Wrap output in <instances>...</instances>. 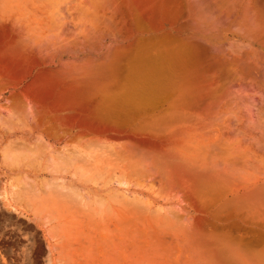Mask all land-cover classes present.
I'll return each instance as SVG.
<instances>
[{
	"label": "rangeland",
	"instance_id": "374dc122",
	"mask_svg": "<svg viewBox=\"0 0 264 264\" xmlns=\"http://www.w3.org/2000/svg\"><path fill=\"white\" fill-rule=\"evenodd\" d=\"M0 20V264H264V0H0ZM144 48L163 66H134ZM126 85L165 99L90 146L119 171L64 170L98 88Z\"/></svg>",
	"mask_w": 264,
	"mask_h": 264
},
{
	"label": "bare ground",
	"instance_id": "6f19581e",
	"mask_svg": "<svg viewBox=\"0 0 264 264\" xmlns=\"http://www.w3.org/2000/svg\"><path fill=\"white\" fill-rule=\"evenodd\" d=\"M8 25L9 24L4 23L0 20V38L7 37V36L9 37L11 35V32H10L11 26L9 25L10 27H8ZM169 34L170 33L168 32L155 33L153 35L154 37L151 36L150 38H155V37L160 38L166 35L169 36ZM141 37L143 38V36ZM149 49L150 48L143 49L144 52L140 53L139 57H137L138 58L137 61L136 60L134 61L135 62V64H133L134 66H137L136 63H139V62L140 63L144 62L150 65L151 67H152V62H155V65L159 64V66L161 65L163 66V63L165 61L164 56L166 57L165 53H163V50L160 49L161 51L160 50L151 51ZM26 60L30 62V64L32 65H39V59L36 57L34 52L32 53V52L27 51ZM1 61L2 62L0 63L4 64V60H1ZM138 72H135V73H138ZM134 86L129 85L121 90H116L115 92L111 90L109 91V89H106L104 92L103 88L102 89L98 88V90L99 91L101 90V92L99 94H96V96H99V95H103V92H104L108 100H110L106 104L103 103L107 107L101 110L102 115L106 114L107 116H111L115 119L119 118V120L125 125H127L128 129L130 130L132 128L134 129L133 125L138 117H140L141 115L143 116L144 114L150 111H155L156 108L160 106L159 105L160 102L163 101V99H165V96H163L161 91L158 89L155 91L154 89L148 90L146 87H145L146 89H144L141 87V85L140 87L139 86L134 87ZM52 87L53 86H51L50 84L48 86H45L43 89L44 91L43 93L44 94L51 93ZM99 120H101V118L96 119L94 121H89L86 124L85 126L86 128L84 129H86L87 131L86 134L89 137L85 144L74 146L71 149L69 148L70 150L67 154H62V156H60V158L62 159L61 164L62 165L64 164V167H63L64 170L67 169L66 168L67 166H70L73 169H75L76 173L77 172L81 173L84 176H89L91 175L92 172L101 173L104 171H111V170L116 171V172L119 171V169L121 168L119 164V157L112 158L113 154H109L106 152H105L106 154L102 153V156L101 155L96 156L92 151H90V146L92 144H94V146L96 145V146H99L105 149V148L113 147L116 144H121L125 142L121 140L127 139L126 137L125 138L123 137V139L119 138V140H117V139L110 138L106 135L94 133L93 132L94 128L97 129L98 127L106 126V125H103V123ZM149 138L150 137H148L147 140H149ZM60 186L61 188H63L62 185H59V187ZM72 189L73 188L71 187V191L69 192L74 193V194L79 193L78 191L76 192V190H72ZM201 222L205 224L207 223L208 225H211V226H216L215 220L209 218L208 216H202Z\"/></svg>",
	"mask_w": 264,
	"mask_h": 264
},
{
	"label": "water",
	"instance_id": "95a60500",
	"mask_svg": "<svg viewBox=\"0 0 264 264\" xmlns=\"http://www.w3.org/2000/svg\"><path fill=\"white\" fill-rule=\"evenodd\" d=\"M8 27H10V26L8 25ZM38 59H39V65H45L46 64L45 61H43L42 59H40V58H38ZM116 90H119V89H115V88L111 89V91H113V92H115ZM104 92H103V95L96 96L95 99L98 101H101V102L104 101L103 103L106 104L110 100H108V98L106 97V94ZM99 121H101L103 123V125H106V126H101V127H98L97 129L94 128V130H93L94 133L106 135L110 138L117 139V140H119V138L123 139V137L128 138V137H131V135H132V129L131 130L128 129V126L125 125L124 123H122L119 120V118L115 119V118H113L111 116H107L105 114V115H103V117Z\"/></svg>",
	"mask_w": 264,
	"mask_h": 264
}]
</instances>
